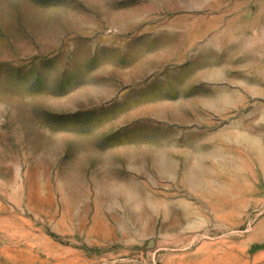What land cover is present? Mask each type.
Here are the masks:
<instances>
[{
	"label": "rangeland",
	"instance_id": "obj_1",
	"mask_svg": "<svg viewBox=\"0 0 264 264\" xmlns=\"http://www.w3.org/2000/svg\"><path fill=\"white\" fill-rule=\"evenodd\" d=\"M0 264H264V0H0Z\"/></svg>",
	"mask_w": 264,
	"mask_h": 264
}]
</instances>
